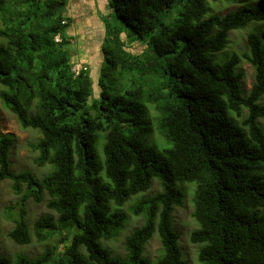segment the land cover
I'll use <instances>...</instances> for the list:
<instances>
[{"label":"trees","instance_id":"obj_1","mask_svg":"<svg viewBox=\"0 0 264 264\" xmlns=\"http://www.w3.org/2000/svg\"><path fill=\"white\" fill-rule=\"evenodd\" d=\"M217 1L112 0L127 40L147 53L127 50L124 29L109 27L102 51L111 84L91 100L89 70L76 74L66 49L68 0H0V97L22 128L41 133L35 163L51 165L40 178L13 171V136L0 135V181L20 196L9 237L33 242L26 205L46 198L57 216H40L34 235L66 233L63 248L15 259L0 251V264H187L173 217L188 183L197 185L191 242L203 245L200 262L264 264V31L248 35L247 52L223 64L212 57L232 30L264 23V0H225L239 9L211 13ZM243 60L254 68L249 91ZM155 179L160 192L132 208L143 225L127 237L126 256H114L104 241L125 229L122 207ZM155 234L162 253L153 261L145 249Z\"/></svg>","mask_w":264,"mask_h":264},{"label":"rangeland","instance_id":"obj_2","mask_svg":"<svg viewBox=\"0 0 264 264\" xmlns=\"http://www.w3.org/2000/svg\"><path fill=\"white\" fill-rule=\"evenodd\" d=\"M112 0H68V5L62 10V14L71 17V25L68 29L70 42L66 49L71 52L74 69L77 72L81 70H89L92 81L93 95L91 100H99L102 85L111 84L104 76V67L107 66V60L104 57L102 46L107 37V31L110 28H122V38L126 43L127 50L135 53H147L143 45L139 42H130L127 40V27L119 21L113 9L110 7ZM260 2V1H259ZM264 3V1H262ZM211 13L224 14L228 11L239 9V5L225 0L211 2ZM0 27H2L0 23ZM259 27V28H258ZM264 31V23L253 24L250 27L232 30L230 32L229 44L213 57L215 63L223 64L230 59L234 53L243 54L248 51L247 37L252 32ZM62 37L57 36L55 41L61 42ZM264 41V37H263ZM2 42V40H0ZM240 70L244 72L243 87L249 91L254 82V68L246 60H243ZM2 86L0 84V90ZM10 134L13 136L14 145L10 150L11 168L13 171H31L38 178L47 174L51 169V165L47 167H39L35 163L38 156L31 144L37 142L41 138V133L34 129L22 128L18 117L5 106L0 97V135ZM157 135V134H156ZM164 141L162 147H166ZM187 196L185 205L177 208L173 217V227L180 235V247L183 250L184 259L188 264H202L198 258L200 247L202 244H194L191 242V234L200 227L198 221L193 217L194 203L193 193L196 190L195 183H188ZM161 185L159 180L155 179L149 191L133 196L123 207L122 211L129 215V221L124 230H122L116 238L104 241L105 247L111 251L116 257H125V242L130 233L142 226L144 223V215H135L132 211L133 206L139 200L154 196L160 192ZM20 196L14 193L12 183L9 180L0 181V251L15 259L18 254H27L33 258L43 252L47 246L59 245L63 248V238L66 233L54 237L50 241H38L34 235V223L42 215L54 214L46 205V199L43 203H36L33 200L27 202V222L29 223L33 242L28 246H20L16 244L10 237L9 232L14 228L13 219L20 218ZM162 253V245L158 234L148 243L145 249V256L153 261L158 259Z\"/></svg>","mask_w":264,"mask_h":264},{"label":"clouds","instance_id":"obj_3","mask_svg":"<svg viewBox=\"0 0 264 264\" xmlns=\"http://www.w3.org/2000/svg\"><path fill=\"white\" fill-rule=\"evenodd\" d=\"M58 36L60 37V35H58ZM56 37H57V36H56ZM73 70L76 71L75 69H73ZM81 71H82V70H81ZM81 71H80V72H81ZM80 72H77V74H79ZM155 235H156V234H155ZM155 235H154V236H155ZM187 264H188V263H187Z\"/></svg>","mask_w":264,"mask_h":264}]
</instances>
